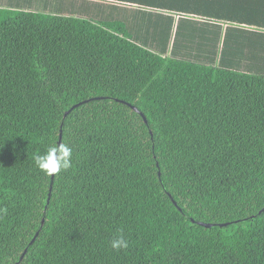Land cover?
<instances>
[{
	"label": "trees",
	"instance_id": "trees-1",
	"mask_svg": "<svg viewBox=\"0 0 264 264\" xmlns=\"http://www.w3.org/2000/svg\"><path fill=\"white\" fill-rule=\"evenodd\" d=\"M25 1L0 10V264H264V0Z\"/></svg>",
	"mask_w": 264,
	"mask_h": 264
},
{
	"label": "clouds",
	"instance_id": "clouds-1",
	"mask_svg": "<svg viewBox=\"0 0 264 264\" xmlns=\"http://www.w3.org/2000/svg\"><path fill=\"white\" fill-rule=\"evenodd\" d=\"M73 149L67 144H55L34 158L35 167L46 176H55L72 167ZM7 208L0 207V215L7 214ZM110 246L119 251L129 247V241L121 234L114 237Z\"/></svg>",
	"mask_w": 264,
	"mask_h": 264
},
{
	"label": "crops",
	"instance_id": "crops-1",
	"mask_svg": "<svg viewBox=\"0 0 264 264\" xmlns=\"http://www.w3.org/2000/svg\"><path fill=\"white\" fill-rule=\"evenodd\" d=\"M39 1L41 3H39ZM25 4L27 6L29 5L28 1L25 0H0V10H7L14 7H23ZM43 5V0H36L35 2H32L31 9L38 10Z\"/></svg>",
	"mask_w": 264,
	"mask_h": 264
},
{
	"label": "water",
	"instance_id": "water-1",
	"mask_svg": "<svg viewBox=\"0 0 264 264\" xmlns=\"http://www.w3.org/2000/svg\"><path fill=\"white\" fill-rule=\"evenodd\" d=\"M134 109H135V111L138 112V110H137L136 108H134ZM142 117L144 118L143 115H142ZM144 119H145V118H144ZM145 122H146V119H145ZM60 140H61V135H60ZM52 178H53V176H52ZM51 190H52V184H51V186H50V192H51ZM199 225L204 226V227H207V228L214 226V225H208V224H203V223H199ZM219 226H224V225H219Z\"/></svg>",
	"mask_w": 264,
	"mask_h": 264
}]
</instances>
